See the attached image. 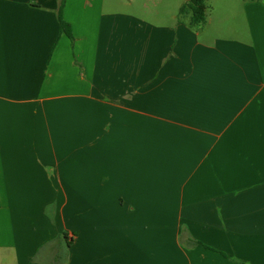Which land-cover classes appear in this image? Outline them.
<instances>
[{"label":"crops","instance_id":"crops-1","mask_svg":"<svg viewBox=\"0 0 264 264\" xmlns=\"http://www.w3.org/2000/svg\"><path fill=\"white\" fill-rule=\"evenodd\" d=\"M241 1L191 26L63 0L70 38L60 0H0V264H264V0Z\"/></svg>","mask_w":264,"mask_h":264},{"label":"rangeland","instance_id":"rangeland-1","mask_svg":"<svg viewBox=\"0 0 264 264\" xmlns=\"http://www.w3.org/2000/svg\"><path fill=\"white\" fill-rule=\"evenodd\" d=\"M120 8L126 11H132L144 19L165 22L172 21L176 18L182 19L178 16V9L180 4L187 0H119ZM107 4H114V0H106ZM241 0H206L207 14H212L214 20L216 15L222 16L224 8L230 5L232 8H241ZM189 20L188 16H184V19ZM226 23H228L226 21Z\"/></svg>","mask_w":264,"mask_h":264},{"label":"trees","instance_id":"trees-1","mask_svg":"<svg viewBox=\"0 0 264 264\" xmlns=\"http://www.w3.org/2000/svg\"><path fill=\"white\" fill-rule=\"evenodd\" d=\"M62 9H63V0H60L58 7V19L60 23V29L64 31L70 38L72 35L69 30V26L62 19ZM178 16L184 17L188 16V24L191 26H201L207 20V5L206 0H187L182 3L178 9ZM198 244H202L199 241H196Z\"/></svg>","mask_w":264,"mask_h":264}]
</instances>
